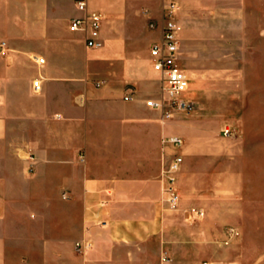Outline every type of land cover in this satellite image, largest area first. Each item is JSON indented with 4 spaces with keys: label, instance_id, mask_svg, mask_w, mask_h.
Masks as SVG:
<instances>
[{
    "label": "crops",
    "instance_id": "1",
    "mask_svg": "<svg viewBox=\"0 0 264 264\" xmlns=\"http://www.w3.org/2000/svg\"><path fill=\"white\" fill-rule=\"evenodd\" d=\"M79 1L0 0V264H171L177 246L194 247L196 264H264L216 249L238 239L225 230L235 171L218 167L234 165L237 138L146 105L162 89L150 25L168 0H89L85 11ZM178 1L181 62L183 50L207 57L203 43L212 58H264V0ZM91 11L102 15L98 48L70 30ZM170 136L184 141L173 209L161 179Z\"/></svg>",
    "mask_w": 264,
    "mask_h": 264
},
{
    "label": "rangeland",
    "instance_id": "2",
    "mask_svg": "<svg viewBox=\"0 0 264 264\" xmlns=\"http://www.w3.org/2000/svg\"><path fill=\"white\" fill-rule=\"evenodd\" d=\"M206 46L209 48L204 52L207 57L195 59L183 50L182 60V67L191 80L188 98L193 101L194 109L200 112L196 115L195 111L192 114L173 112L171 118L166 116L165 111L162 112L166 119H171L174 123L180 120L194 123L198 121L210 136L220 132L223 135L222 128L225 125L235 127L236 134L231 136L237 138L234 165L220 160L218 167L219 171L226 170L225 173L234 170L237 187L243 185V196H238L240 189L237 188L235 202L230 206L233 211L226 220L230 225H224V228L227 227L226 235H233L238 239L226 246L219 245L216 249L221 254H226V251L230 254H264V58H212V44H201L202 49ZM244 62L248 66L245 73L235 74L237 69L233 67ZM158 100H165L162 89ZM229 120L239 122L229 123ZM210 227V223L203 225L204 230H209ZM231 229H234V233L230 232ZM236 229L241 230V233ZM244 237L247 238L246 243ZM211 251L212 248L205 247L202 256L207 257ZM171 253V264H196L187 261L196 257L194 247L177 246ZM155 257L153 252L145 253L147 260L151 261Z\"/></svg>",
    "mask_w": 264,
    "mask_h": 264
},
{
    "label": "built area",
    "instance_id": "3",
    "mask_svg": "<svg viewBox=\"0 0 264 264\" xmlns=\"http://www.w3.org/2000/svg\"><path fill=\"white\" fill-rule=\"evenodd\" d=\"M89 0H80L78 7L85 11L88 8ZM98 1V0H90ZM180 9L178 0H168L162 9L160 21L152 23V29H160V37L153 42L150 48V61L154 72L158 76L162 90L165 93V100L148 99L146 105L149 108L165 111L167 117L171 118L173 112L191 113L195 105L188 98L190 92V80L186 71L182 67L180 43L178 37L179 26L177 15ZM102 15L97 11H91L84 18L74 19L70 24L72 32H86L88 34L86 44L89 48L101 46ZM39 64H44L43 58L35 57ZM40 82L36 81L34 87L38 90ZM130 100L131 96H126ZM222 133L226 137L236 134V129L232 125H225ZM165 148L173 150L171 158L166 156L162 161L161 179L163 185V202L171 208H176L180 203V193L177 187L178 174L183 164L181 149L184 141L178 136H170L163 139ZM202 211L197 212L198 217H202ZM230 232L234 233V229ZM81 245L77 244L80 249Z\"/></svg>",
    "mask_w": 264,
    "mask_h": 264
}]
</instances>
